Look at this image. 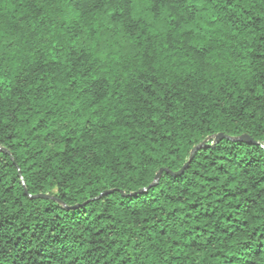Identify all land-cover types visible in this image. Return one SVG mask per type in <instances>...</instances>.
Masks as SVG:
<instances>
[{
  "label": "trees",
  "instance_id": "1",
  "mask_svg": "<svg viewBox=\"0 0 264 264\" xmlns=\"http://www.w3.org/2000/svg\"><path fill=\"white\" fill-rule=\"evenodd\" d=\"M0 149V264H264V0H0Z\"/></svg>",
  "mask_w": 264,
  "mask_h": 264
},
{
  "label": "water",
  "instance_id": "2",
  "mask_svg": "<svg viewBox=\"0 0 264 264\" xmlns=\"http://www.w3.org/2000/svg\"><path fill=\"white\" fill-rule=\"evenodd\" d=\"M222 138H224L223 135H221V134L217 135V136L215 137V142L219 141V140L222 139ZM238 140L243 141V142H247V143H251L250 140H249V138H248L247 136H242V137L238 138ZM203 147H204V142L201 143L200 145H197L196 147H194V148L192 149L190 155H189L188 161L182 166V168H181L179 171H177V172H175V173H172V172H170V171H166L165 169H160V170L156 173V175L154 176V180H153L151 186H155V185L158 183V181H159V179H160V177H161V175H162V173H163L164 171L170 173L172 176L180 175L181 173H183V171L187 168V166H188L189 163L191 162V160H192L194 154H195L199 149H201V148H203ZM0 152H4V153H5V150L0 149ZM31 198H33V199H48L49 197H48V196H44V195H37V196H33V197H31Z\"/></svg>",
  "mask_w": 264,
  "mask_h": 264
}]
</instances>
